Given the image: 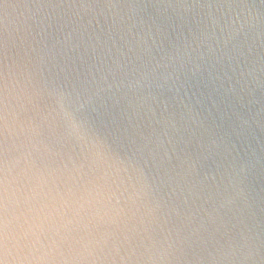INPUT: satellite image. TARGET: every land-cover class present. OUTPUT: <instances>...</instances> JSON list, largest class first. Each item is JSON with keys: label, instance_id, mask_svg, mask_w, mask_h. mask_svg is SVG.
I'll return each instance as SVG.
<instances>
[{"label": "clouds", "instance_id": "9594fccd", "mask_svg": "<svg viewBox=\"0 0 264 264\" xmlns=\"http://www.w3.org/2000/svg\"><path fill=\"white\" fill-rule=\"evenodd\" d=\"M149 2L0 0V264H264V0Z\"/></svg>", "mask_w": 264, "mask_h": 264}, {"label": "water", "instance_id": "95a60500", "mask_svg": "<svg viewBox=\"0 0 264 264\" xmlns=\"http://www.w3.org/2000/svg\"><path fill=\"white\" fill-rule=\"evenodd\" d=\"M5 4H24V3H28L30 7H34L35 3H51V4H61L62 0H4ZM145 2L147 3V8H146V13H150L152 14V16L155 17L156 15V9L153 7L152 3L149 2V0H145ZM67 9L63 8V7H58L56 9H52L49 8L48 11L49 13L52 14V24H53V28L55 29L57 24L62 23L63 19H67V17H64L63 19L61 18V16L56 15V13H62L64 11H66ZM74 19V17H73ZM92 20V25H91V29L95 30L97 33H102L103 31H106L107 29V25L105 23V20L103 17L101 16H97L96 18H92L91 14L89 15H84L82 17V22L87 23L88 20ZM97 21L99 23H97ZM45 23H48V21H45ZM65 31H67V29H64ZM19 43V42H17ZM17 49L13 48L11 46H9L4 54L2 56H0V67H2L4 64H11L13 62V60L17 59L15 53H16ZM102 131H104L103 127L101 128ZM261 185H264V180H260L257 181V190L259 191V188L261 187Z\"/></svg>", "mask_w": 264, "mask_h": 264}]
</instances>
